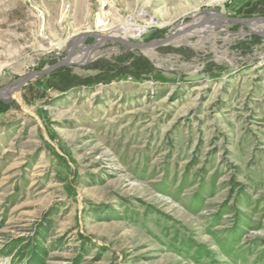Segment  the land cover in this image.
I'll return each mask as SVG.
<instances>
[{
	"label": "rangeland",
	"instance_id": "obj_1",
	"mask_svg": "<svg viewBox=\"0 0 264 264\" xmlns=\"http://www.w3.org/2000/svg\"><path fill=\"white\" fill-rule=\"evenodd\" d=\"M215 11L264 0H0V89L102 52L0 96V264H264V28L84 36Z\"/></svg>",
	"mask_w": 264,
	"mask_h": 264
},
{
	"label": "water",
	"instance_id": "obj_2",
	"mask_svg": "<svg viewBox=\"0 0 264 264\" xmlns=\"http://www.w3.org/2000/svg\"><path fill=\"white\" fill-rule=\"evenodd\" d=\"M215 13L220 17V19H223V20H226V21H229L232 23L240 22V23L246 24L247 26H249L250 23H252V22L264 20L263 16L239 19V18H232V17L224 16L221 12H218V11H215ZM207 14L209 16L214 15V13H212V12H208ZM196 16H198V15H195V17ZM190 29H191V25H187V26H184L182 28L176 29L173 33H171L169 36H167L165 38L151 40L148 42H134V41H131L130 39H126L123 37L113 38L111 35H104L101 33L100 34L99 33L85 34L84 36L96 37L97 40L95 41V45H97L98 43L103 44L102 42H98L99 41L98 39H104V40L116 41L117 43L126 45L127 47L132 48V49H139L142 51H151V50H154L156 48L172 44L176 39L186 35L190 31ZM79 39H80V37L75 38L74 42H72V44H71L72 45L71 49L67 51L66 57L64 59H62L61 61H59L57 64L50 66V67H47V68H44L42 70L31 71V72L21 76L14 83L13 93L18 91L20 88H22L25 84H27L31 79L35 78L36 76L46 75L53 70L59 69L61 67H65V66L73 63V58H74L75 54L77 53L76 45L78 44ZM5 90H6V88L0 89V96H3V93Z\"/></svg>",
	"mask_w": 264,
	"mask_h": 264
},
{
	"label": "bare ground",
	"instance_id": "obj_3",
	"mask_svg": "<svg viewBox=\"0 0 264 264\" xmlns=\"http://www.w3.org/2000/svg\"><path fill=\"white\" fill-rule=\"evenodd\" d=\"M212 13H214V15H213L214 18L219 17L215 12H212ZM139 16L147 17L148 14H147V12L141 10L139 12ZM194 18H195V16H194ZM210 19L209 18H206V19L205 18H200V19L195 18L191 23L183 24L179 28H182V27L187 26V25H191V29L190 30L196 29L197 32H199V33H204V32L210 33V32H219L227 24V21L225 22V21L221 20V21L218 22L219 25H221V27H220L218 24L212 23L210 21ZM150 22H152L151 18H150ZM150 22H148V23H146L144 25H137V24L133 23L132 22V18H130L127 23L121 24V25H119L116 28V32L119 35H114L113 34L111 36L113 38L123 37V38H126V39L132 38V39H135L136 40L143 33H145L148 30V28L150 27ZM221 22H222V24H221ZM209 25L211 27H209ZM249 26H250V28H251L252 31L259 32L256 29H262V28H264V20L257 21V22H252V23H250ZM261 34L264 35V32L261 33ZM98 40H99L98 42H102V40L101 41H100V39H98ZM80 44H81V41H80L79 45ZM99 45H102V44L98 43L97 44V47ZM76 46H78V45H76ZM70 49H71V47L69 46L68 47V50H70ZM101 53L102 52L99 51L95 47H86L84 44H81L80 48L77 50V53L75 54V56L73 58V61H75L77 63H85L90 58L95 57V56H98ZM13 90H14V85L12 87L7 88L4 91L3 96L4 95H10L11 93H13ZM4 97H7V96H4Z\"/></svg>",
	"mask_w": 264,
	"mask_h": 264
},
{
	"label": "trees",
	"instance_id": "obj_4",
	"mask_svg": "<svg viewBox=\"0 0 264 264\" xmlns=\"http://www.w3.org/2000/svg\"><path fill=\"white\" fill-rule=\"evenodd\" d=\"M2 104V102L0 101V105Z\"/></svg>",
	"mask_w": 264,
	"mask_h": 264
}]
</instances>
